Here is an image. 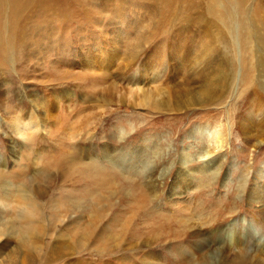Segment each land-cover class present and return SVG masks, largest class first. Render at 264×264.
<instances>
[{
  "label": "rangeland",
  "instance_id": "374dc122",
  "mask_svg": "<svg viewBox=\"0 0 264 264\" xmlns=\"http://www.w3.org/2000/svg\"><path fill=\"white\" fill-rule=\"evenodd\" d=\"M79 1L95 13H90L89 19L80 15L77 20L76 8L71 10L76 18L69 19L68 25L58 26L53 21L54 26L43 23L40 9L31 12L18 9V0H0V173L5 180L0 182V196L17 193V188H24L21 182L33 190H47L40 202L46 205L48 221L54 214L49 213V204H71V197L77 201V209L81 210L59 220V228H67L61 230L62 235L77 238L76 258H66L63 264H143L144 260L145 264H187L191 260L189 264L200 260L218 264L223 255L229 258L239 250L247 258L252 257L256 251L251 246L253 242L257 247L264 243V92L263 85L260 86L264 83V30L257 26L253 13L254 7L264 12V0H194L197 9L204 11L203 19L213 27L214 37L218 38L219 33L226 39L224 52L234 69L239 97L180 113L163 112V107L154 101L165 85L173 84L169 79L186 74L189 64L195 66L194 59L206 56L199 45L197 26L185 33L187 37L182 36L178 24L170 19L167 5H160L156 22L150 18L147 22V16L128 3L109 0L99 6L93 1ZM140 17V23L135 25L149 24L150 47L154 46L158 55L161 50L165 54L162 62L151 69L154 80L135 82L138 74L144 73L140 67L149 58L145 53L130 63L131 67L120 78H108V73L121 74L119 58L125 55L126 39H135L139 31L132 29L131 21ZM16 26L19 33L13 30ZM120 30L127 35L118 37ZM181 36L188 43L190 36H196L184 58L177 57L175 46ZM117 41L122 42L119 47ZM214 45L222 48L220 43ZM64 49L68 55L58 59ZM115 49L118 52L112 56ZM101 59L108 64L109 72L99 70L103 68L99 64ZM180 61L185 67L172 70ZM253 71L258 75L257 82ZM104 75L107 77L103 78ZM111 84L117 91L114 101L105 105L91 101L93 94ZM247 84L244 91L242 86ZM60 94L63 100L53 103ZM120 97L121 105L115 103ZM30 110L42 119L43 128L33 131L26 126L19 136L13 131L12 120L25 118V111ZM206 123L222 125L229 134L227 146L215 156L223 160H218L216 171L210 173L202 167L198 158L200 145L190 132L192 127ZM150 139L161 140L155 157L139 146L140 140L144 143ZM105 147L119 151L121 159L106 160ZM148 154L157 165L152 179L159 189L154 199L146 189L142 193L135 189L136 184L141 187L151 180L147 176L151 169L135 172L142 167L137 162L148 159ZM46 165L54 167L48 172ZM185 171L190 177L175 184L178 193H170L176 176ZM53 174L59 176L57 184L47 188L45 179ZM7 182L10 184L5 185ZM116 185L118 193L105 199L104 191ZM94 215L98 217L95 237L79 241L80 232L89 229ZM16 217L18 223H24L22 214ZM121 227L125 235L120 233ZM182 233L185 235L181 236ZM146 239L151 240L146 245H140V241L137 249H125L126 241ZM231 239L235 244L229 249L226 243ZM179 248L189 256L183 262L172 255Z\"/></svg>",
  "mask_w": 264,
  "mask_h": 264
},
{
  "label": "bare ground",
  "instance_id": "6f19581e",
  "mask_svg": "<svg viewBox=\"0 0 264 264\" xmlns=\"http://www.w3.org/2000/svg\"><path fill=\"white\" fill-rule=\"evenodd\" d=\"M88 1L89 2L93 1L100 6L101 4L102 5L106 4V2H108L109 0H88ZM118 1L122 3H128L129 6L135 7L139 11H142L141 14H144L145 16H147V17H144L147 22L151 21L150 19H154L156 22V17H157L156 12L159 9L160 5L161 7L167 5L170 9V19L174 22V24H178V30L180 34H182V36L184 37L188 36V35H185V33H188L189 31H191V28L193 25L197 26L196 34L200 38V42H201L199 45L205 51L206 56L200 59H194L196 61L195 66L191 67L189 64L186 70V74H182L181 76L177 78L169 79L171 80L173 84L165 85V88L163 89V91L160 92L158 96L156 97L159 99L154 101L155 104L163 107L161 108L163 112L180 113V112H186L189 110H193L196 107L202 108L206 106L210 107L213 105L217 106V104L222 102L224 99H227V98L230 99L232 96L239 97L238 96L239 90L236 89L237 81L236 82L234 81V78H235V75L233 74L234 69L232 67L231 62L229 65L228 59L224 52L226 39L224 38L222 34H219V33H217L218 38L214 37L215 31L212 29L213 27L211 26V24L207 23L203 19L202 13H204V11L202 12L200 9H197L198 3H195L194 0H118ZM83 6L84 5L77 3V0H18L17 7L18 9L27 8L31 12L37 9H40L44 15L42 17L44 19V22H43L44 24H49V23L53 24L52 22L56 21L55 23H58L57 25L59 26L62 24L68 25L69 19L72 20L76 18V16L71 11L73 9L77 8V20L79 19L80 15H83V16L86 15V18L89 19V16L95 13V11L90 10L89 8H86ZM199 6H202V5H199ZM253 13H254L257 26L261 30H264V12L257 11L254 7ZM141 17L139 19L137 18L131 21V23L133 24L132 29L134 30V27H136L139 31L138 33L136 32L137 34H136L135 39H131L130 37L126 39L127 48H126L125 55L123 58L118 57L119 59H121V63H120L121 66H119L118 68L122 70L121 74H117L116 72L115 73L112 72L110 74L108 73L106 74L108 75V78H113V79L120 78V75H124L128 71V69L131 67L129 64L132 63L133 61H136L139 55H142V53H145L144 56L148 54L150 60L148 57H146V60L143 61V64L141 65L140 69L144 73H142V75L138 74L135 82L136 84H142L143 79L154 80V74L152 73L151 69L158 62L160 63L162 62L161 57L162 55H165V54L161 50V52H159V55H158V52L156 51L155 47L154 46H153L154 48L150 47L149 44L152 39V32H151L152 29L149 28L150 25L148 23H146L148 24V26H144V27H140L138 24L135 25L136 23L139 22ZM143 21L144 20H142L141 22ZM220 22H221V19H220ZM207 24L209 27L207 26ZM17 28L18 26H16L13 30H16ZM146 30L148 31L146 32ZM19 32L20 30L17 29L16 33H19ZM119 33L120 34L118 37H121V38L127 35L122 30H120ZM182 36L179 40L175 41V46H177L178 48L177 57L179 58H184V54L186 50L190 46H192L191 45L192 40L196 37V36L195 37L190 36V43H188L187 39L182 38ZM215 43L222 44V48L215 46L214 45ZM112 44L113 43H111V45ZM121 44L122 42L117 41L118 47ZM65 50L66 49H64L63 51L60 50L61 53L57 55L58 59H62V57L68 55L67 53H64ZM146 50H149V51H146ZM113 52L114 53H112V56H116V53L118 52V50L115 49ZM70 56L72 57L73 55H70ZM62 64H64V62ZM99 64L101 67H103V68H99L100 71H103V72H105V70L107 72L110 71L108 64H106L102 59L100 60ZM83 65L87 69L89 70L91 69L90 68L91 65L84 64V62H83ZM64 66L66 67L67 65L64 64ZM163 66L166 69V65L163 64ZM180 67L181 68L185 67L184 63L183 62L181 63V61L177 62V64L172 67V70H180ZM136 69H139V68L136 67ZM137 71L140 72L139 70ZM145 73L147 75H144ZM106 75H104L103 78H106L107 77ZM252 75L254 76V82H257L258 75L254 71ZM248 85L249 84L242 86V88H244V91L245 89H247ZM254 86L252 88H254ZM260 86H261L262 91L264 92V83H261ZM255 87L256 89L258 88L257 86ZM115 89L116 88H114L112 84L108 85V87H105L101 92L93 94L90 97V99L93 103H100L101 105L111 103L112 101L116 99L115 96L117 94V91ZM63 97H64L63 94H60L53 103L57 104L58 102L63 100ZM121 99L122 98L120 97V101H116L115 103L119 102V105H121L120 104L122 103ZM90 107H96L98 109L101 108V106L99 105H95V106L91 105ZM30 111H25L27 115L25 118H22V116H19L17 118L15 117L12 120L13 121L12 122L13 131L19 136L23 135L24 129L26 126H28L30 129H33V131L42 130L43 128L42 119L36 117L33 111L31 112ZM45 120L48 121L47 118H45ZM28 127L26 129H29ZM116 129L119 130L117 132H120V129H118L117 127ZM243 130L247 131V129L245 128H243ZM190 132H191V136L200 145L198 149V154H199L198 158L202 160V164H203L202 167L204 168L206 172H209V173L212 172L214 169L216 171L217 169L216 165H218V160L222 161L223 158H220V156L216 158L215 156L218 155L222 151V149H224L227 146L229 134L227 133V131L225 132V129L223 128L222 125L210 124V123L192 127L190 129ZM190 132H188L187 136L189 135ZM116 137L117 136H115V138ZM23 138H25V136ZM140 142L141 143L139 146L144 147L141 150L149 151L151 155H154V157L156 156V153L161 149L159 148V142H161V140L155 141V140L150 139L149 142L142 143V140H140ZM150 142L152 143L151 145L152 147L150 145L146 147V145ZM119 153L120 152L114 150V148L109 149L105 147L103 156L106 160L109 159V161L117 162L121 159V156L118 155ZM181 153L182 155H184L185 151H182ZM151 155L148 154V159H144V160H148L147 163L144 162V160L137 162L139 165H142V167L135 171V172L142 171V170H145L146 168L151 169L148 172L149 174H147V176L151 180L148 179L147 181L146 180L147 178H146L145 180L147 181V183L144 184L143 182V185L140 183L141 185L139 186L141 187H136L138 186L136 184L135 189L140 193H142L143 190L146 189L149 192L147 195L151 196L154 199L155 197H157V191L159 189V186L155 184V180L152 179L156 174V172H154V169H157V165L155 166V164H153V161L149 160ZM75 162L77 164V161ZM96 165L98 167V163H96ZM51 166L54 167V165H46L45 166L47 168L46 171L50 172ZM124 172H126L128 176V171L124 170ZM1 173H0V182L4 183L5 180L2 179ZM56 173H58L60 176V172L58 171V169L56 170ZM164 174H165V171H163L160 176L162 177ZM51 176L52 177H47V179H45L47 182L46 183L47 188L51 184L56 185L57 178H59V176L56 177V175L54 174ZM61 177H63V175H61ZM176 177L178 181L175 180L174 184L170 188V191H171L170 193H178V190H176L177 187L175 186V184L179 185L180 183H184V181L190 177V173L188 171H185L182 175L179 174V176H176ZM6 180L8 179L6 178ZM59 181L60 179L58 180V182ZM129 182L131 183L133 181L129 180ZM21 183H22L21 186L22 187L24 186V188L23 189L17 188L18 190L17 193L13 191L15 194L13 193L12 196H8V197L0 196V201L2 202V206L0 207V264H63V261L66 258H76L77 238H73V239L69 237L65 238V236L62 235L64 232H61V230L62 229L67 230V228L62 227L60 229L59 225L62 222H60L59 220H64L70 214L72 213L76 214L77 210H81L80 208L77 209L79 207V204H77V201L74 200V198L72 199L71 197L70 198L71 204H60V202L59 203L56 202V204H49L47 206V208L50 209L49 213L54 212V214L50 215L51 219L48 221L46 219L45 212H44L46 205L42 204L41 203L42 201L40 202V200L45 197L47 190L46 191L44 189L33 190V188L29 187V185L28 186L25 185V182H21ZM7 184H10V183L7 182L5 185ZM118 187L119 185H116L113 188L105 190L104 192L107 194V197L105 199H107L111 195L118 193L117 192V190H119ZM114 190L116 191L114 192ZM1 191H3V189ZM21 214H22V220L24 218V223L22 222L18 223L16 221V218H19L16 216H19ZM6 215H10V216L7 217ZM97 225H98V217L94 215L92 221L89 224V229L84 230V231L82 230L80 232L79 241L88 240L92 235L93 237H95ZM75 232H76L75 229H72L71 233L75 234ZM120 233L122 235H125L126 231H124V229L121 227ZM184 235L185 234L181 236H184ZM252 240L254 241V239ZM140 241H142V244L140 245H146V243H148L151 240L146 239V240H134L131 242L126 241L127 244L125 246V249L127 250L137 249L136 246L140 243ZM133 242L134 244H132ZM234 244H235V241L233 242V239H231L229 243H226V245H228L227 248L229 247V249L233 248L231 245H234ZM10 245H13V248H11ZM148 245L151 246L152 244L151 245L148 244ZM251 246H253L254 250H256L254 252L252 251L254 253L252 257L247 258V256L244 255L243 252L241 253L239 250V252H234L232 256L229 258H226L223 255L224 257V258L222 257L223 260L221 259L220 261H218V264H264V255H263L264 254V243L257 247L256 244H254L253 242V245ZM97 249L99 248L96 245V250ZM238 249H242V248H238ZM175 251H173L174 253L172 254L173 256H175V260L179 259L182 261V259L189 258V256H187L183 250L180 249L179 252L177 250ZM150 254L152 255L151 257L154 256L153 253H150ZM146 258L147 259L150 258L149 254L146 255ZM73 260H74L73 261L74 263L75 261L77 263L76 259H73ZM70 261L68 259V262ZM145 261L146 260L142 261L141 263L145 264L144 263ZM191 261L187 262V264H189ZM195 262L196 264H207L206 262L202 260L195 261Z\"/></svg>",
  "mask_w": 264,
  "mask_h": 264
}]
</instances>
